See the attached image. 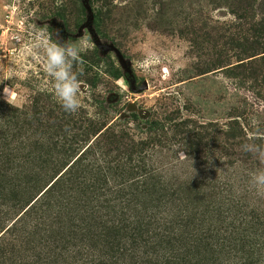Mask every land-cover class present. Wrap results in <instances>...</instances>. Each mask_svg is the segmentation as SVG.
I'll return each mask as SVG.
<instances>
[{
  "label": "rangeland",
  "instance_id": "374dc122",
  "mask_svg": "<svg viewBox=\"0 0 264 264\" xmlns=\"http://www.w3.org/2000/svg\"><path fill=\"white\" fill-rule=\"evenodd\" d=\"M261 1L254 18L240 19L225 0H0V110L55 118L54 127L40 126L26 138L0 136L9 152L6 162L0 160V212L7 207L2 196L9 178L44 165L39 177L47 185L40 194L89 146L82 156L89 176L99 185L124 184L108 209L124 207L130 194L147 203L153 188L162 198L174 194L159 205L161 215L168 213V221L160 222L175 237L152 241L225 248L208 256L210 264H264V195L249 183L264 165L227 137L232 120L235 133L243 130L242 144L253 135L264 137V72L255 82L220 67L198 71L218 54L232 64L255 57L237 61L245 55L234 38L251 32L256 21L264 23ZM41 30L63 41L87 37L91 44L74 69H83L75 114L56 100L39 53L25 50ZM93 34L128 61L134 90L116 53L101 51ZM144 81L147 87L139 90ZM93 126L101 129L90 133ZM8 130L13 132L11 125ZM127 203L128 212L136 213ZM65 211L74 219V209Z\"/></svg>",
  "mask_w": 264,
  "mask_h": 264
},
{
  "label": "trees",
  "instance_id": "16d2710c",
  "mask_svg": "<svg viewBox=\"0 0 264 264\" xmlns=\"http://www.w3.org/2000/svg\"><path fill=\"white\" fill-rule=\"evenodd\" d=\"M225 1L231 12L240 19H245L246 16L254 18L255 6L262 2ZM250 29L252 31L244 32L240 40L234 38L239 44L235 46L245 55L236 58L241 61L255 57L232 64L218 54L210 63L198 68V71L205 73L212 69L210 67H220L227 75L250 78L256 82L264 72V54L256 56L264 53L262 19L256 21ZM205 33L209 36V32ZM217 36L220 35L216 34ZM214 39L216 40L215 36ZM84 78L89 80L85 76ZM15 109L17 112L10 115L0 110V136L10 134V138H14V134H21L26 138L29 133H37L40 126L50 129L55 125L54 117L44 120L36 116L27 118L18 108ZM236 122L232 120L227 137L233 140V144L240 146L242 141L239 138L242 137L243 130L234 132ZM9 125L14 133L8 130ZM101 127L93 126L88 129L95 134ZM6 140L0 138V160L4 162L7 161L9 153L6 150ZM88 147L66 165L40 194L38 193L47 185L39 177L40 172L46 171L44 165L39 166L40 172L29 169V173L22 172L19 179L9 178L6 182L7 194L2 196L7 207L0 212V264H210L206 262L208 256L220 254L225 249L207 244L152 241L151 238L155 236L169 237L174 234L175 237V233L167 229L165 223L160 222L168 221V213L161 215L163 210L159 205L171 201L174 194H169L170 198H162L156 195L158 188L151 190L147 203L138 201V194H130L125 188L124 194L130 195L127 198L123 196L124 207L117 209L113 205L108 209L109 202L116 199L115 189L124 184L109 186L104 180L106 185H99L97 177L89 176L91 174L87 171L88 165L82 163V156L88 152ZM80 165L86 167V170L80 168ZM18 172L11 171V175L15 176ZM130 186L131 184L128 189ZM33 189L38 191L30 196ZM104 191L111 194H104ZM175 192L178 193L177 190ZM127 202H133L136 213L128 212L131 208H128ZM64 208L74 209V219L67 215ZM60 222L63 223L62 226ZM54 228L58 230L55 231ZM88 240L94 244H87ZM197 255L206 257L202 262L192 261Z\"/></svg>",
  "mask_w": 264,
  "mask_h": 264
},
{
  "label": "clouds",
  "instance_id": "9594fccd",
  "mask_svg": "<svg viewBox=\"0 0 264 264\" xmlns=\"http://www.w3.org/2000/svg\"><path fill=\"white\" fill-rule=\"evenodd\" d=\"M25 50L29 53H39L43 61V71L52 81L56 100L66 113H77L81 108L79 93L83 69H74L82 62L81 54L91 50L88 38L78 42L63 41L59 37L53 39L50 33L41 30L33 36ZM261 140H264V137H249L248 141L241 145V151L264 165V143L259 142ZM249 183L259 194L264 195V168L253 173Z\"/></svg>",
  "mask_w": 264,
  "mask_h": 264
},
{
  "label": "water",
  "instance_id": "95a60500",
  "mask_svg": "<svg viewBox=\"0 0 264 264\" xmlns=\"http://www.w3.org/2000/svg\"><path fill=\"white\" fill-rule=\"evenodd\" d=\"M89 14H91V11L89 10L88 11ZM90 19V18H89ZM87 25L90 23L89 20L86 22ZM89 29L92 31V28L90 27L89 25ZM93 37H94V41L97 45V47L103 51V52H107L109 50H113L115 53H116V56L121 64V66L125 69V71L127 72L128 74V79L130 81V86L132 88V90L135 89V79L133 77V74L129 68V63L128 61L122 56V54L120 53V51L115 47L113 46L112 44H109V43H103L99 40V38H97V36H95V34H93ZM147 87V82L144 81L140 86H139V90H142L143 88H146Z\"/></svg>",
  "mask_w": 264,
  "mask_h": 264
}]
</instances>
